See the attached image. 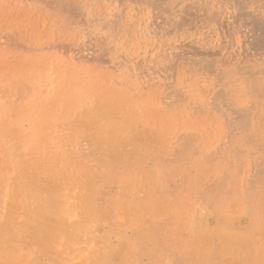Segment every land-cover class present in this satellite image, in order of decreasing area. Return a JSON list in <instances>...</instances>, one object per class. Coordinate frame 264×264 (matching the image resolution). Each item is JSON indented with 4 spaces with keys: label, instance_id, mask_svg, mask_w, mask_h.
<instances>
[{
    "label": "rangeland",
    "instance_id": "1",
    "mask_svg": "<svg viewBox=\"0 0 264 264\" xmlns=\"http://www.w3.org/2000/svg\"><path fill=\"white\" fill-rule=\"evenodd\" d=\"M0 12V264H264V0Z\"/></svg>",
    "mask_w": 264,
    "mask_h": 264
},
{
    "label": "bare ground",
    "instance_id": "2",
    "mask_svg": "<svg viewBox=\"0 0 264 264\" xmlns=\"http://www.w3.org/2000/svg\"><path fill=\"white\" fill-rule=\"evenodd\" d=\"M9 2H10V0H0V5H7V4H9ZM36 7H37V6H36ZM0 13H1V12H0ZM3 14H4V13H3ZM4 16H5V15H4ZM58 17H60V16H58ZM3 18H4V17H2V15H0V21L4 20ZM64 19H65V18H64ZM64 19H62V20H64ZM5 20H6V19H5ZM58 20H59V19H58ZM68 21H70V20L68 19ZM68 21H67V22H68ZM60 22H62L61 19H60ZM64 22H66V21L64 20ZM67 22H66V23H67ZM70 22H71V21H70ZM70 22H69V23H70ZM62 23H63V22H62ZM74 23H75V22H74ZM123 23H124V22H123ZM75 24H76V23H75ZM65 25H66V24H65ZM67 25H69V24H67ZM75 26H76V25H75ZM71 27H72V25H71ZM61 28H62V25H61ZM72 28H73V27H72ZM55 29H56V28H55ZM57 29H58V28H57ZM73 29H74V28H73ZM59 30H60V29H59ZM59 30H58V31H59ZM65 30H66V29H65ZM71 30H72V29H71ZM56 31H57V30H56ZM61 31L64 32V29L61 30ZM69 31H70V28H69ZM53 32H55V31L53 30ZM71 32L73 33V31H71ZM78 35H79V34H77V36H78ZM79 36H80V35H79ZM54 37H56V36H54ZM54 37L52 38V40H54ZM55 39H56V38H55ZM120 52H121V51H120ZM71 69H72V68H71ZM68 70H69V69H68ZM66 71H67V70H66ZM71 71H72V70H71ZM67 73H68V71L66 72V74H65V73H64V74L67 75ZM69 73H70V70H69ZM73 73H74V72H73ZM77 74H78V73H77ZM77 74H76V75H77ZM65 75H64V76H65ZM76 75H75V76H76ZM70 76H71V75H70ZM81 76H82V75H81ZM91 77H92V75H91ZM65 78H66V77H63V79L66 81L67 79H65ZM72 78H73V77H72ZM77 78H78V77H76V81H77ZM78 79H79V78H78ZM85 79H86V78H85ZM89 79H90V78H89ZM94 79H95V78H94ZM94 79H93V81H94ZM96 79H97V78H96ZM69 80H70V79H69ZM73 80H74V79H73ZM65 81H64V82H65ZM78 81H79V80H78ZM83 81L85 82V80H83ZM86 81H89V80H86ZM91 81H92V80H91ZM66 82H69V81H66ZM66 82H65V83H66ZM70 82H72V81H70ZM94 82H95V81H94ZM91 83H92V82H91ZM69 84H70V83H69ZM76 84L78 85V83H76ZM79 84H80V82H79ZM92 84H93V83H92ZM77 85H76V86H77ZM80 85H82V84H80ZM80 85H79V86H80ZM89 85H91V84L89 83ZM97 85H99L98 82H97ZM79 86H77V87H79ZM61 87H62V85H61ZM64 87H65V86H64ZM64 87H62V88H64ZM77 87H75V88H77ZM94 87H95V86H94ZM67 88H68V87L66 86V90L68 91ZM71 88H72V87H71ZM84 88L87 89V88H89V86L87 87V85H86V87L84 86ZM95 88H96V87H95ZM98 88H99V87H98ZM72 89H73V88H72ZM99 89H100V88H99ZM76 90H77V89H76ZM89 90H90V88H89ZM57 91H58V90H57ZM62 91H63V90H62ZM73 91H74V90H73ZM79 91H80V90H79ZM83 91H84V90H83ZM91 91H93V90L91 89ZM55 92H56V90H55ZM71 92H72V91H71ZM99 92H100V90H99ZM58 93H59V92H58ZM93 93L95 94V92H93ZM56 94H57V93H56ZM73 94H74V92H73ZM73 94H72V95H73ZM80 94H81V93H80ZM86 94H87V96H88V92H87ZM89 94H91V92H90ZM57 95H58V94H57ZM95 95H96V94H95ZM104 95H105V94H104ZM76 96H77V95H76ZM78 96H79V95H78ZM78 96H77V98H78ZM69 97H70V96H69ZM69 97H68V98H69ZM73 97H74V96H71V98H73ZM89 97H90V95H89ZM92 97H93V94H92ZM92 97H91V98H92ZM68 98H67V100H68ZM80 98H81V97H80ZM93 98H94V97H93ZM59 99H60V97H59ZM84 99H86V97H85ZM95 99H97V98L95 97ZM101 99H102V98H101ZM71 101H72V100H71ZM77 101H81V100H78V99H77ZM88 101H89V100H88ZM90 101H92V100H90ZM94 101L96 102V100H94ZM97 101H98V99H97ZM0 102H2V101H0ZM65 102H66V100H65ZM83 102H85V100H84ZM92 102H93V101H92ZM102 102H103V101H102ZM9 103H10V102H9ZM40 103H41V102H40ZM85 103H87V102H85ZM93 103H94V102H93ZM96 103H97V102H96ZM43 104H44V103H43ZM74 104H75V103H74ZM100 104H101V103H100ZM102 104H103V103H102ZM10 105H11V104H10ZM66 105H67V102H66ZM68 105L72 106V104H68ZM94 105L96 106V104H94ZM98 105H99V103H98ZM98 105H97V107H98ZM103 105H104V104H103ZM8 106H9V105H8ZM12 106H13V104H12ZM12 106H11V107H12ZM75 106H76V105H75ZM77 106H79V105L77 104ZM88 106H89V105H88ZM6 107H7V106H6ZM47 107H48V106H47ZM72 107H73V106H72ZM72 107H71V108H72ZM104 107H105V106H103V109L105 110ZM15 108H16V107H15ZM78 108H80V107H78ZM87 108H88V107H87ZM87 108H86V109H87ZM92 108H94V107H92ZM92 108H91V109H92ZM16 109H18V108H16ZM88 109H89V108H88ZM88 109H87V112H88L89 110H91V109H89V110H88ZM103 109H101V111H102ZM13 110H14V108H13ZM24 110H25V109H24ZM75 110H76V109H75ZM94 110H96V109H94ZM97 110H98V109H97ZM97 110H96V111H97ZM104 110H103V112H104V114H105V111H104ZM17 111L19 112V110H17ZM17 111L15 110V116H16V112H17ZM33 111H34V110H33ZM96 111H94V112H96ZM106 111H107V110H106ZM109 111H110V110H109ZM83 112H84V110H83ZM112 112H113V111H112ZM77 113H78V112H77ZM79 113H80V112H79ZM85 113H86V112H85ZM106 113H107V112H106ZM17 114H18V113H17ZM22 114H23V113H22ZM67 114H68V113H67ZM75 114H76V112H75ZM83 114H84V113H83ZM94 114H95V113H94ZM97 114H98V113H97ZM101 114H102V113H101ZM111 114H112V113H111ZM111 114H110V115H111ZM73 115H74V114H73ZM107 115H108V114H107ZM107 115H105V116H107ZM114 115H115V114H114ZM24 116H27V115H24ZM24 116H23V117H24ZM65 116H67V115L65 114ZM68 116H69V115H68ZM82 116H83V115H82ZM82 116H81V120H80L81 122H82V120H83ZM100 116H103V114L100 115ZM111 116H112V115H111ZM23 117H22V118H23ZM29 117H31V116H29ZM74 117H75V116H74ZM76 117H78V116H76ZM107 117H109V115H108ZM107 117H106V119H107ZM114 117H116V115H115ZM114 117H113V118H114ZM16 118H17V116H16ZM16 118L14 117L13 119H11L9 123L7 122V120L5 121V120L3 119V120L1 121V122H3V123L0 124V126L5 127V129H6V127H7V129H8V130H11L12 133H13V132L16 131V129H17V127H15V124H17V121H18ZM19 118H20V117H19ZM24 118H25V117H24ZM72 118H73V116H72ZM92 118H93V117H92ZM101 118H103V117H101ZM109 118H110V117H109ZM29 119H30V118H29ZM29 119H28V121H29ZM35 119H36V118H35ZM77 119H78V118H77ZM87 119H88V118H87ZM95 119H96V118H95ZM111 119H112V117H111ZM0 120H1V119H0ZM37 120H38V119H37ZM46 120H47V119H46ZM73 120H74V119H73ZM96 120H97V119H96ZM99 120H100V119H99ZM101 120H102V119H101ZM108 120H109V119H108ZM125 120H126V119H125ZM8 121H9V120H8ZM39 121H40V120H39ZM47 121H48V120H47ZM114 121H117V120H114ZM26 122H27V121H26ZM29 122H30V121H29ZM49 122H50V121H49ZM67 122H68V121H67ZM73 122H74V121H73ZM102 122H103V123H102ZM106 122H107V121H104V120H103V121H101V124L105 125L104 123H106ZM108 122H109V121H108ZM112 122H113V121L111 120V123H112ZM6 123H8V124L6 125ZM27 123H28V122H27ZM38 123H39V122H38ZM38 123H37V124H38ZM42 123H43V122H42ZM42 123H41V124H42ZM45 123H46V121H45ZM45 123H44V124H45ZM77 123H78V122H77ZM94 123H95V122H94ZM96 123L99 124L100 122H96ZM96 123H95V124H96ZM114 123H115V122H114ZM19 124H20V123H19ZM32 124H34V123H32ZM39 124H40V123H39ZM73 124H74V123H73ZM73 124H71V125L73 126ZM92 124H93V123H92ZM98 124H97V125H98ZM107 124H108V123H107ZM107 124H106V125H107ZM74 125H75V128H77L76 123H75ZM81 125H83V124L81 123ZM99 125H100V124H99ZM99 125H98V126H99ZM119 125H120V124H119ZM34 126H35V125H32L33 128H34ZM38 126H39V125H37L36 127L38 128ZM98 126H95V128H96V127L98 128ZM112 126H113V124H112ZM114 126H115V125H114ZM28 127H29V124H28ZM67 127H68V126H67ZM69 127H70V125H69ZM82 127H83V126H82ZM99 127H100V126H99ZM101 127H103V126L101 125ZM101 127H100V128H101ZM115 127H116V126H115ZM118 127H119V126H118ZM14 128H16V129H14ZM29 128H30V127H29ZM70 128H71V127H70ZM72 128H73V127H72ZM78 128H79V127H78ZM78 128H77V130H78ZM92 128H93V127H92ZM100 128H99V129H100ZM5 129H4V131H5ZM20 129H21V128H20ZM20 129H17V130H20ZM30 129H31V128H30ZM34 129H35V128H34ZM111 129H115V130H116V129H118V128H114V127H112V128H110L109 130H111ZM123 129H124V128H123ZM126 129H127V128H126ZM28 130H29V129H28ZM35 130H37V129H35ZM35 130H34V131H35ZM72 130H73V129H72ZM94 130H95V129H94ZM100 130H101V129H100ZM162 130H163V129H162ZM21 131H22V132H20V133L23 134V130H21ZM29 131H30V130H29ZM65 131H66V129H65ZM73 131H75V130H73ZM73 131H71V132H73ZM80 131H81V129H80ZM103 131H105V130H103ZM106 131H107V130H106ZM116 131H117V130H116ZM116 131H115V132H116ZM120 131H121V130H120ZM1 132H2V131H1ZM16 132H17V131H16ZM31 132H32V131H31ZM36 132H37V131H36ZM58 132H59V131H58ZM60 132H62V131H60ZM76 132H77V131H76ZM97 132H99V134H100V131H98V129H97ZM118 132H119V131H118ZM118 132H117V133H118ZM123 132H124V131H123ZM123 132H122V133H123ZM127 132H128V131H127ZM164 132H165V131H164ZM27 133H28V132H27ZM33 133H35V132H33ZM63 133H64V132H63ZM95 133H96V132H95ZM108 133H110V132H108ZM108 133H107V135H111V134L113 133V131L111 132V134H108ZM16 134H17V133H16ZM22 134H20V136H21ZM65 134H68V133H65ZM65 134H64V135H65ZM23 135H24V134H23ZM30 135H31V133H30ZM58 135H59V133H58ZM61 135H62V134H61ZM61 135H60V136H61ZM68 135H70V134H68ZM83 135H84V134H83ZM101 135H104V136H105V134H102V132H101ZM107 135H106V136H107ZM113 135H114V134H112V136H113ZM20 136H19V137H20ZM32 136H34V134H33ZM32 136H31V137H32ZM65 136H66V135H65ZM65 136H64V137H65ZM117 136H119V135L117 134ZM1 137H2V136H1ZM23 137H25V136H23ZM26 137H27V136H26ZM41 137H43V136H41ZM53 137H55V136H53ZM66 137H67V136H66ZM69 137H70V136H69ZM69 137H68V139H66V138H65V139H66V140H69ZM102 137H103V136H102ZM121 137H122V135H121ZM3 138H4V136H3ZM16 138H17V137H16ZM47 138H49V137H47ZM76 138H77V137H76ZM104 138H107V137H104ZM114 138H115V136H114ZM114 138H112V139H114ZM169 138H170V137H169ZM4 139H5V138H4ZM4 139H3V140H4ZM18 139H19V138H18ZM20 139H21V137H20ZM20 139H19V140H20ZM41 139H42V138H41ZM109 139H110V138H109ZM109 139H108V140H109ZM119 139H120V138H119ZM3 140H2V138H1V141H3ZM26 140H28V139H26ZM26 140H23V141H26ZM44 140H45V139H44ZM62 140H63V139H62ZM95 140L100 141L101 139H100V140L95 139ZM124 140H125V139H124ZM129 140H130V139H129ZM160 140H161V138H160ZM160 140H159V141H160ZM1 141H0V142H1ZM23 141H21L20 144H21ZM41 141H43V140H41ZM41 141H40V144L42 145L43 142L41 143ZM45 141H46V140H45ZM103 141H104V140H103ZM111 141H112V140H111ZM4 142H5V140H4ZM26 142H27V141H26ZM66 142H67V141H66ZM70 142H71V141H70ZM72 142H73V137H72ZM77 142H78V141H77ZM94 142H95V141H94ZM105 142H107V140H105ZM109 142H110V140H109ZM109 142H107V143L109 144ZM112 142H114V140H113ZM5 143H8V142H5ZM24 143H25V142H23L22 145H24ZM44 143H45V142H44ZM64 143H65V142H64ZM74 143H75V141H74ZM135 143H136V142H135ZM160 143H161V142H160ZM3 144H4V143H3ZM25 144H26V143H25ZM70 144H72V143H70ZM77 144L79 145V142H78ZM94 144H95V143H94ZM94 144H93V145H94ZM104 144H105V143H104ZM147 144H148V142H147ZM147 144H146V142H145V145H147ZM4 145H5V144H4ZM84 145H85V144H84ZM84 145H83V148H84ZM93 145H91V146H93ZM97 145H98V144H97ZM116 145H117V144H116ZM162 145H163V144H162ZM166 145H167V144H166ZM170 145H171V144H170ZM1 146H2V145H1ZM12 146H13V145H12ZM25 146H26V145H25ZM25 146H24V147H25ZM45 146H46V144H45ZM65 146H67V144H65ZM89 146H90V145H89ZM100 146H102V145H100ZM105 146H106V145H105ZM114 146H115V143H114ZM125 146H126V145H125ZM125 146H123V147H125ZM132 146L134 147V145H132ZM9 147H10V146H9ZM24 147H23V148H24ZM26 147H27V146H26ZM75 147H76V146H75ZM151 147H152V146H151ZM161 147H162V146H161ZM3 148H4V146H3ZM23 148H22V150H23ZM63 148H64V147H63ZM70 148H71V146H70ZM72 148H73V147H72ZM79 148H80V147H79ZM85 148H86V147H85ZM135 148H136V147H135ZM157 148H158V147H157ZM163 148H164V147H163ZM166 148H167V147H166ZM7 149H9V148H7ZM66 149H67V147H66ZM76 149H77V148H76ZM145 149H147V148L145 147ZM168 149H169V148H168ZM168 149H167V150H168ZM16 150H17V149H16ZM24 150H25V149H24ZM41 150H43V149H41ZM64 150H65V148H64ZM64 150H63V151H64ZM72 150H73V149H72ZM82 150H83V149H82ZM115 150H116V149H115ZM123 150H125V148H124ZM142 150H143V149H142ZM159 150H160V149H159ZM2 151H6V150H2ZM7 151H8V150H7ZM29 151H32V150H29ZM68 151H69V150H68ZM74 151H75V149H74ZM77 151H78V150H77ZM132 151H133V150H132ZM138 151H139V150H138ZM145 151H146V150H145ZM161 151H162V149H161ZM16 152H17V151H16ZM18 152H19V150H18ZM26 152H27V151H25V154H26ZM65 152H66V151H65ZM99 152H100V150H99ZM116 152H117V151H116ZM155 152H156V151H155ZM155 152H153V153H155ZM164 152H165V151H164ZM8 153H9V152H8ZM29 153H30V152H29ZM66 153H67V152H66ZM66 153H65V154H66ZM69 153H70V152H68V154H69ZM77 153H79V152H77ZM117 153H119V152H117ZM130 153H131V152H130ZM139 153H140V152H139ZM170 153H171V152H170ZM62 154H63V153H62ZM65 154H64V155H65ZM83 154H85V152H84ZM83 154H82V156H83ZM88 154H89V153H88ZM97 154H98V152H97ZM106 154H107V153H106ZM127 154H128V153H127ZM141 154H142V153H141ZM158 154H159V151H158ZM3 155H4V154H3ZM10 155H13V154H10ZM58 155H59V154H58ZM71 155H72V154H71ZM77 155H78V154H77ZM156 155H157V154H156ZM172 155H173V154H172ZM80 156H81V154H80ZM127 156H128V155H127ZM137 156H138V155H137ZM157 156H158V155H157ZM165 156H167V155H165ZM165 156H164V157H165ZM169 156H170V155H169ZM169 156H168V157H169ZM28 157H29V156H28ZM63 157H64V156H62V158H63ZM69 157H71V156H69ZM90 157H91V156H90ZM111 157H112V156H111ZM164 157L162 158V161H163V159L168 158V157H165V158H164ZM2 158H3V156H2ZM62 158H61V159H62ZM75 158H76V157H75ZM98 158H99V157H98ZM152 158H153V157H152ZM33 159H34V158H33ZM57 159H58V158H57ZM61 159H60V160H61ZM72 159L75 161L74 158H72ZM77 159H78V158H77ZM93 159H94V158H93ZM150 159H151V158H150ZM168 159H169V158H168ZM55 160H56V159H55ZM63 160L66 161V158H64ZM78 160H79V159H78ZM78 160H77V161H78ZM89 160H90V159H89ZM111 160H112V159H111ZM64 161H63V163H65ZM74 161H73V162H74ZM77 161H75V162H77ZM105 161H107V160H105ZM113 161H114V160H113ZM113 161H111V162H113ZM160 161H161V160H160ZM162 161H161V162H162ZM66 162H67V161H66ZM68 162H70V160H68ZM82 162H83V161H82ZM87 162H88V161H87ZM92 162H93V161H92ZM100 162H101V161H100ZM119 162H120V161H119ZM11 163H12V160H11ZM14 163H15V162H14ZM101 163L103 164V162H101ZM122 163H123V162H122ZM162 163H163V162H162ZM263 163H264V162H263ZM66 164H67V163H66ZM70 164H71V162H70ZM83 164H84V163H83ZM164 164H165V163H164ZM85 165H86V164H85ZM165 165H166V164H165ZM165 165H164V166H165ZM66 166H68V165H66ZM91 166H92V165H91ZM93 166H94V165H93ZM107 166H109V165L107 164ZM18 167H19V166H18ZM78 167H79V165H78ZM96 167H97V166H95V168H96ZM101 167H102V165H101ZM167 167H168V165H167ZM13 168H14V167H13ZM99 168H100V167H99ZM75 170H76V169H75ZM78 170H79V169H78ZM100 170H101V168H100ZM163 170H164V169H163ZM169 170H170V169H169ZM6 171H7V170H6ZM71 171H72V170H71ZM71 171H70V172H71ZM73 171H74V169H73ZM73 171H72V172H73ZM76 171H77V170H76ZM95 171H96V170H95ZM160 171H161V170H160ZM170 171H171V170H170ZM185 171H186V170H185ZM80 172H81V171H80ZM162 172H163V171H162ZM164 172L166 173V171H164ZM66 173H68V171H67ZM74 173H75V172H74ZM77 173H78V172H77ZM82 173H83V172H82ZM82 173H79V175L82 174ZM93 173H94V172H93ZM167 173H168V172H167ZM10 174H11V173H10ZM72 174H73V173H72ZM72 174H71V175H72ZM91 174H92V173H91ZM94 174H95V173H94ZM185 174H186V173H185ZM69 175H70V174H69ZM69 175H68L66 178H69V177H70V179H71V176H69ZM95 175H96V174H95ZM95 175H94V176H95ZM185 176H186V175H185ZM237 176H239V175H237ZM1 177H4L3 174H2ZM61 177H63V176H61ZM72 177H75V178H73V179H76V178H77L76 175H75V176L72 175ZM80 177H81V175H80ZM91 177H92V176H91ZM155 177H156V176H155ZM155 177H154V178H155ZM181 177H182V176H181ZM66 178H63V179H66ZM78 178H79V176H78ZM81 178H83V177H81ZM184 178H185V177H184ZM3 179H4V178H3ZM59 179H60V178H59ZM188 179H189V178H187V180H186L185 182H188ZM241 179H242V178H241ZM8 180H9V179H8ZM57 180H58V178H57ZM61 180H62V179H61ZM68 180H69V179H68ZM76 180H77V179H76ZM79 180H80V179H79ZM82 180H83V179H82ZM82 180H81V181H82ZM96 180H97V179H96ZM139 180H140V179H139ZM144 180H145V179H144ZM144 180H143V181H144ZM148 180H149V179H148ZM201 180H202V179H201ZM201 180H200V181H201ZM234 180H235V179H234ZM69 181H73V180L71 179V180H69ZM190 181H191V180H190ZM75 182H76V181H75ZM53 183H55V182H53ZM60 183H61V186H62V182H60ZM65 183H66V181H65ZM71 183H73V182H71ZM77 183H78V182H77ZM79 183H80V182H79ZM94 183H95V182H94ZM108 183H109V182H108ZM193 183H194V182H193ZM206 183H208L207 180H206ZM25 184H26V183H25ZM37 184H38V183H37ZM154 184H155V183H154ZM57 185H59L58 182H57ZM70 185H71V184H70ZM73 185H74V184H73ZM131 185H132V184H131ZM205 185H206V184H205ZM30 186H31V185H30ZM75 186H77L76 183H75ZM79 186H80V185H79ZM142 186H143V185H142ZM185 186H187V185H185ZM164 187H165V186H164ZM181 187H182V186H181ZM51 188H52V187H51ZM59 188H60V187H59ZM76 188H77V187H76ZM60 189H61V188H60ZM73 189H74V188H73ZM162 190H163V189H162ZM203 190H206V188L203 189ZM61 191H62V189H61ZM72 191H74V190H72ZM98 191H99V190H97L96 192H98ZM57 192H58V191H57ZM74 192H75V191H74ZM203 192H204V191H203ZM58 193H59V192H58ZM60 193H61V192H60ZM81 193H82V192H81ZM65 194H66V193H64V195H65ZM97 194H98V193H97ZM99 194H100V193H99ZM58 195H59V194H58ZM58 195H57V196H58ZM260 195H261V193H260ZM60 196H61V194H60ZM66 196H67V195H66ZM79 196H80V194H79ZM79 196H77V197L79 198ZM81 196H82V194H81ZM82 197H83V196H82ZM95 198H96V197H95ZM66 199H67V198H66ZM41 200H42V199H41ZM56 200H57V199H56ZM28 201H29V200H28ZM71 201H72V200H71ZM73 201H78V199H76V200L74 199ZM38 202H39V200H38ZM40 202H42V201H40ZM40 202H39V203H40ZM68 203H69V202H68ZM74 203H75V202H74ZM113 203H114V202H113ZM64 204H65V203H64ZM76 204H77V203H76ZM72 205H74V204H72ZM74 206H75V205H74ZM76 206H77V205H76ZM149 206H150V205H149ZM235 206L237 207V205H235ZM37 207H38V204H37ZM65 207H66V206H65ZM67 207L69 208L68 204H67ZM71 207H72V206H71ZM79 207H80V206H79ZM233 207H234V206H233ZM32 208H33V207H32ZM76 208H78V207H76ZM76 208H74V209H76ZM147 208H148V207H147ZM147 208H146V210H147ZM55 209H56V208H55ZM64 209H65V208H64ZM69 209H70V208H69ZM148 209H149V208H148ZM82 210H83V209H82ZM149 210H150V209H149ZM232 210H234V209H232ZM80 211H81V210H80ZM154 211H155V210H154ZM156 211H157V210H156ZM70 212H72V211H70ZM146 212H147V211H146ZM81 213H82V212H81ZM83 213H84V212H83ZM83 213H82V214H83ZM55 214H56V213H55ZM71 214H72V213H71ZM82 214H81V215H82ZM146 214H147V213H146ZM57 215H58V214H57ZM78 215H79V214H78ZM81 215H79V216L81 217ZM73 216H74V213H73ZM96 216H97V213H96ZM65 217H66V216H65ZM74 217H76V216H74ZM171 217H172V216H171ZM76 218H77V217H76ZM113 218H114V217H113ZM68 219H69V216H68ZM73 219H75V218H73ZM73 219H72V220H73ZM78 219H79V218H78ZM80 219H81V218H80ZM111 219H112V218H111ZM65 220H66V219H65ZM72 220L70 221V223L72 222ZM61 221H62V220H61ZM108 221H109V220H108ZM112 221H113V220H112ZM253 221H254V220H253ZM257 221H258V220H257ZM68 222H69V221H68ZM76 222H77V220H76ZM113 222H114V221H113ZM201 222H202V221H201ZM254 222H255V221H254ZM59 223H60V222H59ZM65 223H66V222H65ZM70 223H69V224H70ZM69 224H68V225H69ZM73 224H74V223H73ZM73 224H72V225H73ZM75 224H76V223H75ZM75 224H74V226H75ZM200 224H201V223H200ZM91 225H92V224H91ZM91 225H90V226H91ZM14 226H15V225H14ZM171 226H172V225H171ZM71 227H72V226H71ZM13 228H14V227H13ZM76 228H77V227H76ZM140 228H141V227H140ZM15 229H16V227H15ZM163 229H164V227H163ZM165 229H166V228H165ZM8 230H10V229H8ZM58 230H59V229H58ZM72 230H73V229H72ZM255 230H256V229H255ZM16 231H17V230H16ZM49 231H50V230H49ZM86 231H87V230H86ZM161 231H162V230H161ZM2 232H3V231H2ZM36 232H37V231H36ZM68 232H69V231H68ZM87 232H88V231H87ZM141 232H142V231H141ZM19 233H20V232H19ZM31 233H32V232H30V234H31ZM50 233H51V232H50ZM66 233H67V232H66ZM69 233H70V232H69ZM69 233H68V234H69ZM161 233H163V232H161ZM217 233H219V231H218ZM28 234H29V233H28ZM38 234L40 235V233H38ZM89 234L91 235V232H90ZM215 234H216V233H215ZM215 234H214V235H215ZM69 235H70V234H69ZM69 235H68V236H69ZM71 235H72V234H71ZM229 235H230V234H229ZM231 235H232V234H231ZM25 236H26V235H25ZM163 236H164V233H163ZM35 237H36V235H35ZM196 237H197V236H196ZM212 237H213V236H212ZM33 238H34V237H33ZM79 239H80V238H79ZM163 239H166V238L163 237ZM33 242H34V240H33ZM4 243H5V242H4ZM164 243H166V242H164ZM14 246H15V245H14ZM73 249H74V248H73ZM253 249H254V247H253ZM57 252H58V251H57ZM87 252H88V251H87ZM94 253H95V252H94ZM82 254H83V253H82ZM248 254H249V253H247V255H248ZM83 255H84V254H83ZM194 257H196V256H194ZM85 258H86V256H85ZM196 258H197V257H196ZM193 259H194V258H193ZM193 259H192V260H193ZM209 259H210V258H209ZM22 261H23V260H22ZM197 261H198V260H197ZM83 262H86V260L83 261ZM22 263H23V262H22Z\"/></svg>",
    "mask_w": 264,
    "mask_h": 264
}]
</instances>
